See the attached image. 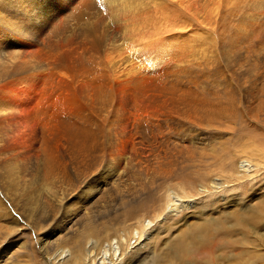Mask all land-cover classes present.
<instances>
[{
  "label": "bare ground",
  "instance_id": "obj_1",
  "mask_svg": "<svg viewBox=\"0 0 264 264\" xmlns=\"http://www.w3.org/2000/svg\"><path fill=\"white\" fill-rule=\"evenodd\" d=\"M235 1L239 0H211L212 4L210 3L209 11L205 15L212 18V14L218 12L217 9L219 10L222 5H225L224 7L227 9L228 4L226 2L230 3L232 9H236L238 5L231 4ZM254 1L252 0L251 2ZM254 3L258 4L257 1ZM246 4H249V7L252 6V3L247 2ZM192 5L193 0H0V264H30L27 260L29 255L26 252V245L30 242L26 244L24 243L25 241L19 242L17 240L12 243L10 238L15 235V232L19 231L31 233V236L34 233L36 235L39 234L36 231L39 230V226L42 229L40 222L45 220V210H48V207H50L51 211H55L53 210L55 208L63 212L66 210L67 213L75 211L76 220L82 218V221H77V223L85 224L81 229L85 230V233L82 231L84 237L77 234L78 237L76 236L73 239L71 248L67 247L62 241L65 245L56 254L53 255L51 253L53 256L48 257L47 248L50 243L47 234L44 233L46 228L44 227V230L40 231V237L34 240L37 248L34 250L31 248L36 255L34 260L40 264H115L118 260H121L120 258L124 254V239L114 238L113 241L104 242L103 244L105 245H99L97 242L101 241L100 236L92 229L91 211L89 212L85 206L86 203L90 202L88 197H93V194L90 193L93 192L96 197L100 198H105V195L108 194L110 181H115L114 176L117 178L121 176L123 173L121 169L129 160L130 156L128 154L131 148V146L129 148V145L131 144L129 143L126 146L123 141L114 140L115 137L111 136L113 133H107L106 138H108L107 141L110 144L108 148L113 146L118 149L119 147L120 153L114 156L109 154L107 163L99 169L101 172L94 174V184L91 185L88 182L83 189V194L80 191L78 192V190L74 191L71 187L72 184L68 183L67 166L70 162L74 163L73 161L78 163L80 156L84 158L85 155L86 157L92 156L97 149L98 137L102 133L104 134V129L100 127L101 125H95L97 116V113H94L95 109L101 110L100 114L104 112L106 116H113L114 119L108 123L115 121L117 123L116 127H119L122 131L126 129V125L122 121L123 110L127 107V88L120 82L122 76L118 78L119 76L113 73H119L120 71L126 78L125 82L128 85H136V83L141 82V79L148 77L150 74L153 77L152 73H154V70H156V73H158L156 75L159 77H161L159 74L164 72L161 74L163 77L161 79L169 77L170 70H173L171 67L176 62L175 56L182 54L178 46L175 45L177 43L176 40L177 38L180 39L182 34H185L182 31L185 29L188 31L192 27L191 23L193 20L189 23L187 19L189 17L194 18L192 13L197 11ZM223 10L226 12L225 8ZM211 18L208 21L214 19ZM236 23L240 22L235 20V25L232 27L235 28L236 26L237 29ZM204 27L206 28L207 26ZM204 27L200 26V29ZM238 27L240 29V26ZM240 31L242 34L241 29ZM206 32L208 33V31ZM230 32H233V30ZM201 34L200 36H202ZM118 35L123 37L120 43L116 39ZM192 36L193 39L198 37ZM191 38L190 34L189 42H191ZM195 41L197 42V39ZM195 41L193 43L197 44ZM189 42L186 43V48H188L187 46L190 47L191 43ZM226 45L230 47L227 43ZM213 47L215 48V45ZM222 47L225 48V44ZM186 48L184 49L186 50ZM224 48H221L222 51L226 50ZM230 48L232 50L233 45ZM235 48L233 49L234 51ZM217 49H219L218 46ZM186 52L188 54L190 49L189 51L186 50ZM226 52L229 53L227 50ZM218 53L215 54L218 55ZM196 54L194 53V57ZM232 54L235 55L236 52ZM180 56L183 58V55ZM185 57V59H188L186 55ZM214 57L218 59L224 58H219V55ZM202 58L205 64L206 58H204V55H202ZM183 59H180L181 64ZM114 60H121V62L117 63ZM229 60L226 62H229ZM133 62H136V66ZM145 62L146 65L144 64ZM184 62L186 64V60ZM209 62H206V64H210ZM123 63L127 64L126 68L120 67ZM199 63L202 66V63ZM199 63H197L198 67ZM100 66L101 71L99 70ZM177 66L180 65H175V70L179 68ZM207 66L209 69V65ZM183 67L185 66L183 65ZM204 67L203 65L202 69ZM253 67L255 68V66ZM208 69H206V73ZM151 70H153L152 73L150 72ZM178 71H175L176 75L182 73L183 70L180 73ZM237 71L242 72L243 70ZM103 72H106V77ZM151 77L148 81L150 85L154 83ZM154 78L158 79L155 76ZM254 86L255 84L253 83V91H255ZM48 89L56 90L57 98H53L54 100L47 98L44 92ZM159 93L161 94V92ZM249 93L253 94L252 91H249ZM160 96L162 97V95ZM58 99L63 103L64 110L60 111L57 108ZM172 108H170L171 111L174 110ZM228 115L231 118L230 114ZM153 118L155 117L153 116ZM154 121L156 123H154L153 128H156L159 119L157 120L156 118ZM136 129L135 131H137ZM192 137L198 138L191 136V140L194 139ZM65 144L69 145V147L72 146L76 150L65 151L66 149L62 147L63 145L65 147ZM224 144L226 143H222L218 148L214 144L213 146L210 145L211 148L209 149H200L199 155L201 157L210 153L212 160L207 162L208 166L211 167L209 170L215 167L220 170H226L228 166L232 165L230 148L226 146L227 144ZM239 145L241 146L240 156L245 154L250 158L236 160L232 173L227 174V176L239 180L241 175L246 173L247 178L244 180H247L251 177L253 170H255L254 167L259 166L260 162L263 161L261 157L254 160V156L261 155L262 151L252 142ZM68 155H70V162L65 161ZM262 165L264 164L262 163ZM199 180L188 184L192 185L190 187H192L193 192L188 191L190 187L184 183H182V186H178L177 183L173 184L176 187V191H169L168 189L169 193H166V191L163 195L161 204L163 213L166 215L176 214L181 208H188L190 202L203 198L201 195L208 194L213 190L219 191L227 184V181L218 180L212 176L209 180L204 177ZM193 194L197 195L193 196ZM85 198H87L86 202L83 201ZM38 202H41V205ZM37 204L41 207H36ZM66 206H69V208ZM156 208L158 209V207ZM39 209L41 211L40 215L43 218L45 217L44 219L41 218L43 219L42 221L39 220L41 216L38 218ZM86 211L88 212L86 213ZM89 214L90 216H88ZM233 215L238 220V223L246 228L250 226L252 221L256 220L250 216L240 217L237 214ZM263 220L264 218L261 219V221ZM147 221V224H151L153 220ZM74 222L76 223L74 220L71 225ZM217 222L211 221L202 224L196 222L197 224L193 225L189 230L190 233L185 232L182 238L183 240H188L196 234L194 238L201 237L206 242V237L202 238L201 233H206V229L212 226H223V223ZM61 229L63 230L64 226ZM61 229L59 227L54 232L66 234L69 231L68 228L66 232L61 233ZM141 229L134 228V238H138L140 233L143 235L144 232ZM145 232L147 233V230ZM65 238L69 239L68 237ZM82 238H84L83 243L81 242ZM128 238L125 239L127 240V245L132 246V243L136 241H131L130 237ZM89 239H94V243L97 244L86 243ZM141 239L138 238V240ZM183 243L184 241L176 247L181 256L183 252H191L192 249L190 247L195 245L191 243L184 247ZM35 245L33 244L32 246L31 244L32 247H35ZM207 248L208 245L203 246L202 253L205 255L200 262L202 264H220V257L209 255V251H206ZM21 251H24L26 256L23 262H20L22 260L20 259ZM255 253L252 247L244 250L241 256L247 255V258L242 257L241 264H252L251 261L255 257ZM14 258L18 262L13 261ZM237 258L238 256H235L233 259H229V263H227L238 264L236 262ZM160 259L159 261H163L162 263L157 259L158 262L154 261L155 263L151 264H175L178 257L172 255L171 260L169 257L166 260Z\"/></svg>",
  "mask_w": 264,
  "mask_h": 264
},
{
  "label": "rangeland",
  "instance_id": "obj_2",
  "mask_svg": "<svg viewBox=\"0 0 264 264\" xmlns=\"http://www.w3.org/2000/svg\"><path fill=\"white\" fill-rule=\"evenodd\" d=\"M251 1L252 0H239L231 3L238 5L236 9H232V6L228 2H226V4H228L227 9L224 7L225 5H222L223 7L220 6L219 10L215 7L218 12L212 14V18L214 19L210 16L212 20L208 21L210 18L205 14L209 11L208 8L211 0H193L192 6L196 8L197 11L192 13L194 18L189 17L187 19L189 23H191L192 20L194 23H191L192 27L188 31H186V29L182 31L185 32V34H182L180 39L177 38L176 42L179 43L175 44L181 51L180 53H182L175 56V65H180L177 66L179 68L175 67L177 68L175 70V65L171 67L173 72L170 70L169 77L172 73L173 74L170 79L169 77L161 79V74L164 72L159 74L161 76L159 77L156 75L158 74L156 70H154V73H152L153 70H151L150 72L152 75L158 79L154 78V76L151 77L150 74L148 77H142L144 80L141 79V82L136 83V85L126 84V78L120 71V74L118 72L113 73L117 74L119 76L118 78L122 76L120 82L127 88V107H125L127 110L125 108L123 110L122 121L126 125V129L122 131L119 127H116L117 123H115V121L108 123L110 120L114 119L113 116H106L104 112H102V115V113H99L101 110L95 109L94 113H97L95 125H101L100 127H103L104 134L102 133L98 137L97 149L92 155L94 158H92V156H90L91 158L86 157V155L85 158L80 156L78 163L75 161L71 163L69 160L70 155L65 158L66 162L71 163L67 166L68 183L72 184L71 187L74 191L78 190V192L80 191V193L83 194V189L88 182L91 183V185L94 184L93 177L101 172L99 169L107 163L109 156L120 153L119 147L117 149L116 145H114L116 148L113 146L108 148L110 144H108V138H106L107 133H113L111 136L113 138L115 137L114 140L116 139L118 142L123 141L126 146H128L129 143L131 144L129 145V148L130 146L131 148H128V155L131 158L129 157V160L124 165L125 168L123 167L124 169H121L123 172L121 176L118 178L114 176L115 181H110L108 186L110 190L108 194L105 195V198H100L96 197L95 193H90L93 194V197H88L90 202L88 204L86 203L85 206L89 212L91 211L92 217L89 219L91 220L92 229L100 236L101 241L97 242L99 245L104 242L113 241L114 238L124 239L126 242H124V254H122L121 260H118L115 264H151L155 263L154 261L158 262L160 258V260H166L169 257L171 260L172 255L178 257L175 264H202L200 261L205 255L202 253L203 246L205 245H208L206 251H209V255L220 257V264H224L223 262L229 263V259H233L235 256H238L236 262L241 264L242 257L247 258V255L241 256V254L244 250L251 247L252 250L256 252L255 257L251 261L252 264H264V220L261 221V219L264 218V165H262V163L264 164V99H262L264 98V0H255L258 3L257 5L254 3V0V2ZM247 2L252 3V6L249 7L250 5L246 4ZM224 8L226 12H224V10L222 11ZM235 20L240 22L236 23L239 31L236 29V26L235 28L232 27L235 25ZM195 23L197 24L194 25ZM200 26H207L206 28L208 29L204 27V31L200 29ZM238 26H240L242 34ZM231 30H233V32H230ZM206 31H208V33ZM186 32L187 34L189 33V36L191 34V39L193 41L190 39L191 42H189V36ZM253 32L254 34H252ZM225 33L226 35H224ZM200 34L202 36H200ZM192 35L198 37L193 39ZM210 35L211 37H209ZM122 38L121 35H118L116 39L120 43ZM185 39L187 42L191 43L190 47L187 46L190 49L188 54H186V50L189 51V49L186 48L187 42ZM195 39H197V42ZM194 41L198 45L193 43ZM224 41L225 48L229 53H225L226 50L222 47V45L224 46ZM212 43H217L214 44L216 50ZM226 43L230 45V47L233 45V49L235 45H237L235 51L233 49L232 51ZM183 44L185 45L184 47ZM216 45L219 49H217ZM178 48L177 52L179 53ZM184 48H186V50ZM221 48H224L225 51H222ZM230 50L232 53L236 52V56L230 53ZM197 51L200 52L198 53ZM194 53L196 54L195 57ZM211 53L214 56L219 55V58H224H215ZM215 53H218V55ZM180 55H183V58L186 55L188 59H185L186 57L183 59ZM202 55H204V58L208 59L207 61L205 59V64ZM229 57H231L232 60ZM180 59H183L182 64L185 67L180 63ZM227 59H230L229 62H226L228 61ZM185 60L187 65L184 62ZM114 61L117 63L121 62V60ZM146 62L144 63L145 65ZM199 62L202 63V66H205V69H202ZM206 62L210 64H206ZM133 63L136 66V62ZM197 63H199V67ZM121 65V68H126L127 66L125 63ZM207 65H209V69ZM191 66H194L195 69ZM253 66H255V68ZM185 69L187 70L184 72ZM206 69H208L207 73ZM99 70L101 71V66ZM180 70L182 73H180ZM237 70L243 71L239 72ZM175 71H178L180 74L176 75L177 73ZM250 71L251 73H249ZM243 72L244 74H242ZM103 73H105L106 77V72ZM150 77L154 80V83L151 85L148 83ZM253 83L255 84V91L252 89ZM249 91H252L253 94H250ZM159 92H161V94ZM44 94L49 99L57 98L56 90L48 89ZM160 95H162V97ZM165 100L168 101L164 102ZM167 107L169 108L167 109ZM57 108L60 111L65 109L60 99L57 100ZM170 108L174 110L171 111ZM226 114H230L231 118H229V115L227 117ZM153 116L155 118H153ZM156 118L157 120L159 119V123L156 128H153V125H155L154 123H156L154 119L156 120ZM135 129L137 131H135ZM191 136L198 137L199 139L192 137V139H194L191 140ZM246 142H252L261 149V155L258 154L254 156V160L261 157L263 161L260 162L261 164L259 163V166L254 167L255 170H253L251 177L247 180H244L247 178L246 173H243L239 180L230 178L227 174L232 173V168L236 160L240 158H250L245 154L240 156L241 146L239 144H244ZM213 143L217 148L219 145H222V143H226L227 145H224L230 148L232 165L228 166L226 170H220L216 167L209 170L211 167L208 166L207 162L212 160L210 158V153L206 154L204 157L199 155L200 149H209L214 145ZM62 147L66 149L65 151L74 149L72 146L69 147V145L66 144L65 147L64 145ZM211 176L218 180H225L227 184L219 191L213 190L208 194L201 195L203 198H198L190 202L188 208L183 207L176 214L166 215L163 213L161 208L163 195L166 191V193H169V191H176V187L173 186V184L177 183L178 186H182V183H184L186 186L190 187L192 185L188 184L200 181L199 179L203 177L209 180ZM188 191L193 192L192 187L188 188ZM195 195L197 194H193V196ZM83 201L86 202L87 198L83 199ZM38 203L40 204L41 202ZM40 205L37 204L36 207L39 206L40 208ZM66 207L69 208V206ZM156 207H158V209ZM48 208V210H45V220L40 222L42 229L39 226V230L36 231V233L38 232L39 234L36 235L34 233L31 236V233L19 231L15 232V235L10 238V241L12 243L17 240H19V242L25 241L24 243L26 244L30 242L33 246V244L35 245L34 240L40 237V231L44 230L43 228L46 227L44 233L47 234L49 239L50 244L48 245L47 251L48 257H51L65 244L67 247H70L76 236L78 237V235H81L84 237L82 231L85 233V230L81 229L85 224L81 222L77 223V221H82V218L76 220L75 211L67 213L66 210L63 212L55 208L53 209L56 211L55 212L51 211L50 207ZM88 211H86V213ZM40 214L41 211L38 214V218L41 216ZM233 214H237L240 217L250 216L256 220L252 221L250 226L246 228L238 223V220ZM88 216H90V214ZM41 218L43 217L41 216L39 220L42 221L44 218ZM74 220L76 223L74 222L73 225H71V222ZM147 220L153 221L151 224H147ZM211 221H218L217 223L221 222L223 226H212L206 229V233L202 232V238L206 237V242L203 241L201 237L194 238L196 234L188 240H183V235L185 232L190 233L189 230L193 225ZM143 225L144 227H142ZM63 226L64 229L62 230L61 228ZM59 227L62 230L61 233L64 231L66 232L68 228L70 232L68 231L66 234H57L54 231L59 229ZM134 228L143 229H141L142 232H144L143 235L140 233L138 237L139 239L142 238L141 240L133 237ZM146 230L147 233L145 232ZM128 237H130L131 241H136L132 243V246L127 245L128 243L125 239H129ZM81 240L83 243L84 238ZM62 241L65 244H63ZM183 241L184 247L191 243L195 245L190 247V249H192L191 252H183L181 256L176 247ZM87 242L95 245L97 244L94 243V239H89L86 243ZM29 244L26 245V252H28L29 255L27 260L30 264H40L34 260L36 255L32 251V249L34 250L37 246L35 245V247H32L31 244ZM21 252L20 259L22 260H20V262H23L26 256L24 251ZM13 261L18 262L16 258H14ZM159 262L162 263L163 261Z\"/></svg>",
  "mask_w": 264,
  "mask_h": 264
}]
</instances>
